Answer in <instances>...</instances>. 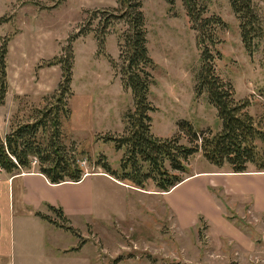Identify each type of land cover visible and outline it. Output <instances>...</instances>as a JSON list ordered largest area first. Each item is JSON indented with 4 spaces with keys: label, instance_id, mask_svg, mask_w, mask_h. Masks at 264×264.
Listing matches in <instances>:
<instances>
[{
    "label": "rangeland",
    "instance_id": "rangeland-1",
    "mask_svg": "<svg viewBox=\"0 0 264 264\" xmlns=\"http://www.w3.org/2000/svg\"><path fill=\"white\" fill-rule=\"evenodd\" d=\"M58 1L0 0V45L2 38H10L8 92L7 101L0 105V136L5 138L13 127L28 120L35 108L46 105L44 98L58 88L62 70L60 65H38L66 53L71 45L73 96L63 132L68 143L73 141L84 151L81 165L85 175L106 173L102 164L119 168L123 151L116 150L105 137L122 135L125 114L134 108L131 92L122 86L121 34L128 25L115 20L104 27L101 22L109 12L93 13L95 9L117 7L115 0ZM142 2L149 52L155 62L149 93L156 107L151 113L152 132L162 138L176 136L180 143L189 145L191 136L184 128L187 124L200 140L221 131L217 109L206 93H196L201 50L185 3L176 0L171 8L167 0ZM206 7L207 15L220 16L226 23L217 31L216 49L222 55L216 61L217 72L233 84L237 99L249 101L248 110L264 131V37L257 51L248 54L230 1L209 0ZM258 7L264 24V0H259ZM82 27L89 33L70 41ZM54 47L58 53L43 58ZM256 143L264 156V142ZM249 170L264 172H257L255 165ZM205 171L232 172L196 153L188 158L184 171L174 173L184 180L189 174ZM93 181L97 206L106 212L123 214L127 210L130 216L125 220L83 218L74 223L48 211L71 233L69 247L74 251L70 249V258L78 264H264V210L254 208L253 194L240 196L210 188L217 204L213 210L183 206L181 200L195 193L193 186L179 189L166 203L164 192L153 185L141 190L133 186V191L103 178ZM169 199L180 201L178 212L184 213L181 220ZM198 200L203 201L201 197Z\"/></svg>",
    "mask_w": 264,
    "mask_h": 264
},
{
    "label": "trees",
    "instance_id": "trees-1",
    "mask_svg": "<svg viewBox=\"0 0 264 264\" xmlns=\"http://www.w3.org/2000/svg\"><path fill=\"white\" fill-rule=\"evenodd\" d=\"M115 1L117 7L95 9L93 13L109 12L108 17L101 22L104 27L115 20H124L128 25L121 34L122 86L131 92L134 108L125 114L124 133L105 137V141L112 142L116 150L123 151L119 168L103 163L105 172L140 189L153 185L158 191L166 192L183 181V177L174 171H184L186 161L196 153H202L211 164L219 168L229 167L234 173L250 172V165H255L256 171H264V156L256 143L257 140L264 142V131L256 125L250 114L249 101L237 99L233 84L225 80L216 69V61L222 57L216 49L219 42L217 31L226 23L220 16L206 14L209 0L183 2L192 27L198 32L197 43L201 50L196 93L198 96L206 93L209 102L217 109L222 129L204 135L200 140L197 131L187 124L184 128L191 136L189 145L180 143L176 136L162 138L152 132L151 113L156 107L149 100V93L154 83L151 69L155 62L149 52L143 2ZM167 1L171 8L176 2ZM229 1L239 21L244 47L248 54L253 55L264 37L259 0ZM101 32L105 34L104 29ZM88 33L82 27L70 41ZM9 41L10 38H2L0 45V105L5 103L8 92ZM65 52L38 65H60L62 79L58 88L44 98L46 105L35 108L29 119L13 127L5 138L0 136V171L12 174L36 171L53 184L78 182L85 176L81 165L84 151L75 146L73 141L68 143L63 132V121L71 114L69 99L73 96L71 84L74 64L71 45H68ZM48 208L64 217L61 207L49 205ZM36 214L55 222L41 212Z\"/></svg>",
    "mask_w": 264,
    "mask_h": 264
},
{
    "label": "crops",
    "instance_id": "crops-1",
    "mask_svg": "<svg viewBox=\"0 0 264 264\" xmlns=\"http://www.w3.org/2000/svg\"><path fill=\"white\" fill-rule=\"evenodd\" d=\"M57 53L58 47H54L50 54L43 58L52 57ZM37 62L35 61L33 68ZM95 178H103L124 189L134 191L133 186L107 173L88 174L78 182L66 181L53 184L36 171L12 174L1 170L0 264H78V261L70 258L72 252L70 249L73 250L69 247L71 233L50 216L48 211H53L48 208L49 205L61 207L64 218L74 223L80 222L83 218L109 220L116 217L119 220H125L130 216L127 210L123 214L106 212L95 204V197H97L93 184ZM187 186L195 187V193L181 200L183 206L197 205L217 209V204L208 189L222 188L230 194L240 196L253 194L254 208L264 210V172L205 171L189 174L170 190L168 196L166 192L163 193L166 203L176 191ZM148 194L151 193L147 192ZM200 197L203 201L199 203ZM169 200L173 203L174 212L181 220L184 213L178 212L179 207L182 206L180 201L177 199L175 203ZM37 212L48 215L55 222L42 218L36 214ZM88 258L91 260L90 257Z\"/></svg>",
    "mask_w": 264,
    "mask_h": 264
}]
</instances>
